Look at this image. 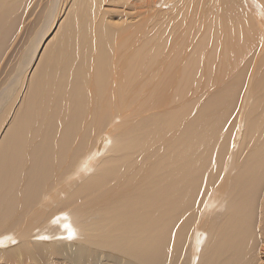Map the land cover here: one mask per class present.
Wrapping results in <instances>:
<instances>
[{"label":"bare ground","instance_id":"1","mask_svg":"<svg viewBox=\"0 0 264 264\" xmlns=\"http://www.w3.org/2000/svg\"><path fill=\"white\" fill-rule=\"evenodd\" d=\"M35 1L47 4L0 0V55ZM137 1L50 0L44 28L26 33L52 38L38 56L25 48L26 95L0 115L13 117L0 118V264H264V0H169L168 23L157 1ZM191 13L194 61L175 67L185 40L172 33ZM204 50L225 87L180 111L171 89L191 83ZM220 95L226 122L211 110ZM87 129L100 133L93 160L73 171L86 178L58 183L60 161L91 150Z\"/></svg>","mask_w":264,"mask_h":264},{"label":"rangeland","instance_id":"2","mask_svg":"<svg viewBox=\"0 0 264 264\" xmlns=\"http://www.w3.org/2000/svg\"><path fill=\"white\" fill-rule=\"evenodd\" d=\"M47 1V4H46V6H45V4H42V5H44L43 7H42V5H40V3H37L36 1V4H35V2L33 3V5L35 4V6H33L32 7V5H31V7L33 8L32 10H30V13H28L27 15L24 13L25 11H20V14H22L21 15V17L19 18L20 19V24L21 25H19L18 27H17V29L19 30V32H18V30H17V33H15L14 32V34H13V36H12V38L9 40V42L7 43V47H3V49L5 48V50H3V52L1 53V55H0V74H1V72H2V74L3 75H0V99L3 101H1L0 100V115H6L5 113H3V111L5 112L6 110H8V106L12 103V102H14V105L15 106H17V104H21V101H20V103L19 102H15V101H17V98L15 99V97H24V95H26L25 94V90H23V81H24V79L26 78L24 75H26V73H27V77H28V72L30 71V69H28L26 72L25 71H23V74H22V76H20L19 75V68H20V64H21V58H22V53H24V51H25V48L26 47H28L29 45H31L30 46V48L31 49H29V53L32 51V48L33 47H35V45H36V47H35V49H34V52H33V54L35 53V51H37V49H39V50H43V46L44 45H46V43H48L49 41H50V39L52 38L51 36H50V34H48V35H46V30L44 31V30H42V31H40L39 32V35L40 36H44V33H45V38L42 40V39H34V42H33V39H32V37L31 36H29V35H27L26 33L27 32H29L30 30H29V28L30 29H32L33 27H35L34 29L37 31V29L39 30V28L40 29H43L44 28V26H45V24H46V19H45V16L49 13V12H47V11H50V10H47V8H48V6H50L51 4H49L48 3V1H50V0H46ZM137 1V0H136ZM148 1H151V0H148ZM155 1H157V3L156 2H153V3H156V6L154 7V11H155V14H156V16H157V14L158 15H160V14H164V20L162 19H160L161 20V22H171V21H174L173 19L175 18L176 20H179V18H177V10L176 9H174V10H172V4H171V2L169 1V0H155ZM163 1V2H162ZM138 2V1H137ZM26 3V2H25ZM140 3V2H139ZM28 4H30L29 2H28ZM56 4V3H55ZM160 4V5H159ZM163 5V6H162ZM40 6L42 7V8H40ZM30 7V8H31ZM35 7V8H34ZM44 7H45V9H44ZM58 7L60 8V5L59 4H56V6L54 7L55 8V11H57L56 12V17L58 16V13H59V10H58ZM37 8V9H36ZM57 8V9H56ZM164 8V9H163ZM36 9V10H35ZM159 11H158V10ZM160 9H162V10H160ZM40 10V11H39ZM46 11V12H44V11ZM41 11L43 12L42 14H41ZM175 11V12H174ZM38 12V14H41V15H39L38 16V14H36ZM159 12V13H158ZM161 12V13H160ZM34 13V14H33ZM173 13H175V15L173 14ZM31 14V15H30ZM36 14V15H35ZM25 15H26V17H27V20H25L26 19V17H25ZM43 15H45L44 17H41V16H43ZM28 16H30V17H28ZM161 16H163V15H161ZM36 17V18H35ZM39 17H41L40 19H39ZM172 17V19H170ZM34 18H35V20H36V22H35V20H34ZM166 18H167V20H166ZM22 19V20H21ZM37 19H38V21H37ZM45 19V20H44ZM170 19V20H169ZM43 20H44V22H43ZM139 20V19H138ZM137 20V21H138ZM146 21H147V28H149L152 32H154V31H156V30H158V28L160 27V25L159 24H156V23H148L150 20H148V19H145ZM55 21H56V19H55ZM37 22H40L39 23V26H38V23ZM34 23V24H33ZM43 23V24H42ZM41 24H42V26H41ZM174 24H175V22H173V23H171L169 26L167 25V24H163V26L164 27H172V26H174ZM24 25V26H23ZM32 25V26H31ZM36 25V26H35ZM27 26H28V28H27ZM30 26V27H29ZM37 27V28H36ZM20 28V29H19ZM25 30V31H24ZM24 32V33H23ZM170 33H172L170 30H166L165 31V34H170ZM20 34V35H19ZM165 34H163V35H165ZM173 34V36H175V37H177V38H181V37H183L184 38V40H185V45L183 46V47H181V48H179L178 49V51H177V53L175 54V56L173 57V64H174V66L175 67H180L184 62L186 63V64H191L193 61H194V59H193V57H194V55H195V52H193V51H191V49L190 48H188V45L191 43V44H193V43H195V42H197V40H198V38H199V35H200V31L198 30V28H197V24H196V13H191V15H190V21L186 24V25H184L179 31H177V32H173L172 33ZM27 35V36H26ZM34 35V34H33ZM30 37H31V39H30ZM51 37V38H50ZM50 38V39H49ZM13 39V40H12ZM28 40V41H27ZM35 40H36V42H35ZM39 40V41H38ZM53 41V40H52ZM55 41V40H54ZM212 41V40H211ZM31 43V44H30ZM15 45V46H14ZM25 45V46H24ZM20 47H24L23 48V50L20 48ZM7 49V50H6ZM11 50V51H10ZM38 50V51H39ZM21 53V54H20ZM11 54V55H10ZM18 54V55H17ZM34 55H37L38 56V54H34ZM39 55H40V53H39ZM203 55V56H202ZM209 54L207 53V50H204L202 53H201V60L197 63L198 64V67H197V70H196V73H195V76L193 77V79H192V81H191V83L188 85V86H186V87H183V86H173V89H171V92L173 93V94H175L174 96L177 98V100H176V103H178L179 105H180V107H182L181 109H179L180 111H182L183 109H191L192 108V105H190V106H184L183 107V104L184 103H186V102H188V101H190V100H195V99H197L198 100V102H199V107H200V104L202 103V101H203V103H206V98H203V97H207V94H210V95H212L213 94V92L214 91H216V90H218V91H221L222 92V90H223V88L225 87L224 86V82H226L227 81V78H228V76H226V79H225V81L221 78L222 77V74H221V72L219 71V70H221L223 67H221V62H220V60H219V63H220V67H221V69L219 68V65L217 66L218 67V69H217V71L215 70V67H216V63H215V61L213 62V60H218L217 58V56L215 57V56H213L212 57V59L209 61V57L211 56V55H209ZM13 56V57H12ZM28 57L29 56H27L26 58H24L23 59V61L24 60H27V62H29V59H28ZM213 58H215V59H213ZM4 59V60H3ZM206 59V60H205ZM204 60H205V62H204ZM3 61V62H2ZM208 61V62H207ZM18 62V63H17ZM217 62V61H216ZM212 63H213V65H215V66H213L212 65ZM215 63V64H214ZM15 67H14V66ZM16 65H17V67H16ZM208 65V66H207ZM210 65V66H209ZM6 66H8V67H6ZM12 66L14 67L13 69H12ZM212 66H213V68H212ZM208 67H209V69H208ZM18 68V69H17ZM12 69V70H11ZM7 70V71H6ZM18 70V71H17ZM193 70H195V69H192V70H189V71H193ZM19 72L18 74H17V72ZM211 71V72H210ZM216 71V72H215ZM4 72V73H3ZM209 72V73H208ZM10 73V74H9ZM22 73V72H21ZM20 73V74H21ZM15 74H17L18 75V77H16L15 76ZM5 76H6V78H5ZM8 77V78H7ZM16 77V78H15ZM20 77V78H19ZM14 78L17 80H14ZM7 85V86H6ZM15 85V87L12 89V87ZM16 85H17V87H16ZM21 86H23V87H21ZM8 87L9 88H11V89H8ZM175 87H176V89H175ZM22 89V90H21ZM11 90V91H10ZM14 90V91H13ZM22 91V92H21ZM4 92V93H3ZM15 92V93H14ZM170 92V93H171ZM7 93L9 94V99H7ZM19 93V94H18ZM171 93V94H172ZM14 94V95H13ZM17 94V95H16ZM14 96V97H13ZM4 97H6V98H4ZM11 99V100H10ZM15 99V100H14ZM8 101V102H7ZM218 101H219V104L217 105V107H216V109L215 108H213V109H211L210 108V105H208V108H203V109H211L212 110V113L213 112H216L217 114H224V116H223V119H224V122H226L227 120H228V114H227V108H228V106H229V102H226V98L225 97H223L222 95H220L219 96V99H218ZM210 102H211V99H210ZM2 103V104H1ZM6 103V104H5ZM3 106V107H2ZM6 109H5V108ZM194 114V111L192 112V114L191 115H193ZM3 116V117H4ZM3 117L2 116H0V118L1 119H3ZM8 119V118H7ZM11 119H13V117H10L9 118V120H8V122H7V120H6V118H4L3 119V121L4 120H6V123L8 124L9 123V121L11 120ZM122 122V120L121 119H119L118 117H116L115 118V120L113 119V121H112V124L114 123L115 125L113 126L112 125V127H111V130L112 129H115L116 128V126H119L120 125V123ZM6 123H4V125H2V121H0V124L2 125V128H0V142H1V140H2V138H1V136H2V133L3 132H5L6 130H8V128L6 127L7 126V124ZM107 127H108V125L106 124L105 125V127H104V130L102 131V132H100L101 133V135H99V137L100 136H103V134H104V136L106 137V139H107V141L104 143V146L106 147H104L103 146V149H102V151H100L101 153H100V157H97L96 159H98L99 158V160H101V158H104L103 157V155H105V153H106V150H107V148H108V145H109V143H110V138H108V135L107 134H105V129H107ZM6 128V129H5ZM218 132V129H216L215 130V133H217ZM100 133H97V134H95V136L93 137V136H91V133L89 132V129H87L85 132H84V141H88L89 139V141H90V143H91V150L90 149H88V150H86L85 149V147H84V150H85V152H83V153H81V154H78V152H79V149L81 148V147H79V148H74V151H76L77 152V154L76 155H78L79 157L77 158V157H73V158H71V157H69L68 155H66L65 156V158H64V160H61L60 161V166L61 167H65V170L63 169V171H64V175L62 174L60 177H61V180H57L58 181V183L60 182V181H63L66 177H67V179H68V177H70V181L71 180H73L70 184H69V186H72L71 184L73 183V182H76L77 180H79V182H81L84 178H86V176H87V174L86 173H80L79 174V176H77V174H74V173H77V172H75V170L74 169H76L78 166H80V162H81V160H83V159H81V158H85L86 156H88V160H91L92 159V156L90 157L89 155H91L92 154V152H93V149L95 148V146H94V140L96 139V135H98V134H100ZM5 134V133H4ZM117 134V133H116ZM110 136V135H109ZM92 137V138H91ZM101 138V137H100ZM111 142H112V140H111ZM107 145V146H106ZM106 149V150H105ZM76 155H74V156H76ZM95 159V160H96ZM93 160V159H92ZM94 160V161H95ZM77 161V162H76ZM83 163V162H82ZM90 164V163H89ZM88 164V165H89ZM90 166V165H89ZM92 169H93V166L91 167ZM91 169V170H92ZM67 170V171H66ZM73 171H74V173H73ZM65 173H66V175H65ZM72 174V175H71ZM82 175H84V177H82ZM62 176H64V178H62ZM74 176V177H73ZM76 176V177H75ZM78 177V178H77ZM72 178V179H71ZM75 178H77V179H75ZM48 194H47V192H42L41 194H39V196L37 197V203H35L32 207H31V209L32 210H35V209H37L38 207H39V210L40 211H42V208H43V203H42V201H44L45 200V197L47 196ZM59 195V197H63L62 196V194H58ZM41 199H42V201H41ZM55 204H56V202H55ZM35 206H37V207H35ZM44 233H49L48 232V229L47 230H45V232ZM50 240V236H49V238H48V241H45V242H48V243H50V242H52V241H49ZM19 241L18 240H15V243L14 244H19L18 243ZM74 242H75V240L74 239H72V241H71V243H73L74 244ZM76 243V242H75ZM7 248L9 247V245H7L6 246ZM0 249H5V248H3V247H0Z\"/></svg>","mask_w":264,"mask_h":264}]
</instances>
